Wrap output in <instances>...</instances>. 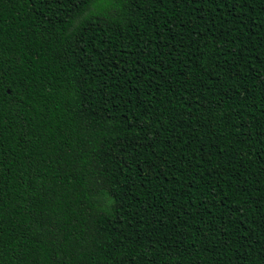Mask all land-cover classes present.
Masks as SVG:
<instances>
[{"label": "trees", "instance_id": "obj_1", "mask_svg": "<svg viewBox=\"0 0 264 264\" xmlns=\"http://www.w3.org/2000/svg\"><path fill=\"white\" fill-rule=\"evenodd\" d=\"M0 264H264V0H0Z\"/></svg>", "mask_w": 264, "mask_h": 264}]
</instances>
